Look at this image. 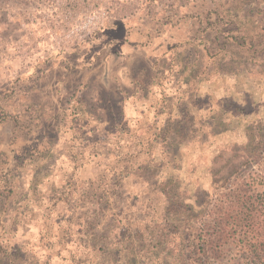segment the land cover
<instances>
[{"label": "rangeland", "instance_id": "1", "mask_svg": "<svg viewBox=\"0 0 264 264\" xmlns=\"http://www.w3.org/2000/svg\"><path fill=\"white\" fill-rule=\"evenodd\" d=\"M109 2L107 13L129 28L154 27L162 15L155 7L172 17L167 62L139 63L147 82L160 77L143 93L127 84L130 75L118 78L111 58L96 62L92 81L85 72L83 80L68 75L57 85L60 66L77 63L69 52L84 48L71 39L88 13L81 0H0V109L10 116L0 121V139L26 150L42 133L49 139L40 145L46 152L13 170L7 206L0 199L1 258L22 248L26 264H169L167 198H202L201 190L240 165L249 128L261 123L264 131V0ZM183 14L188 18L178 22ZM228 16L241 25L226 24ZM109 68L124 93L98 83ZM25 92L49 108L43 121L36 120L41 106L25 110L32 104ZM19 113L23 128L14 122ZM140 234L159 248H143Z\"/></svg>", "mask_w": 264, "mask_h": 264}, {"label": "trees", "instance_id": "2", "mask_svg": "<svg viewBox=\"0 0 264 264\" xmlns=\"http://www.w3.org/2000/svg\"><path fill=\"white\" fill-rule=\"evenodd\" d=\"M155 8H158L156 11L162 12V15L156 16L154 27L145 23L135 29L134 26L127 27L126 23H117L111 32L106 33L105 30L97 29L91 35L83 37L80 42L84 47L83 50L80 46L74 52H69L68 57L65 56L77 63H74L75 66L73 67L60 66L63 79L59 80L57 85L62 81L64 83L65 79L69 77L68 75L71 78L74 76L78 78L82 74L80 79L83 80L86 72L90 77V70L94 66H98L96 62H107L110 61L109 58H111V65H120L117 69L119 70L118 78L125 81L130 75L134 87L137 86L138 90H147L160 81V77L156 74L150 75L152 80L147 82L149 74L143 66L139 65V63L146 64L149 62L154 65L157 57H163L164 60L166 45H170L168 29L171 28L172 23L169 21L172 20V17L165 16L169 14L167 8ZM217 14L221 16L220 13ZM186 18L188 15L183 14L178 17L177 21L181 22ZM223 19H225L226 24L230 22L237 24V26L241 25L240 18L228 16V18L224 17ZM101 34L108 36L105 41L98 39ZM123 38L127 41L126 44L121 43ZM154 38L161 39L154 43L152 40ZM121 50L126 52L123 53ZM160 51V55L157 56ZM71 55L72 58L69 57ZM124 61L127 64V72L122 70L125 66V64L123 65ZM157 61L167 62L166 59ZM131 62L138 64L133 65L134 69H139L140 74L138 76L131 74ZM161 65L162 63H159L158 67ZM160 69L162 70L157 69V73L164 70L163 68ZM125 73L128 75L126 76ZM109 76H111L110 68L97 75L100 78L98 83L102 85V89L115 84ZM89 77L88 80L92 81V78ZM129 83L132 84V81ZM80 84L81 81L76 82V86L73 88ZM84 87L85 91L91 90L88 82ZM84 90L80 93H83ZM71 91L72 93L75 92L74 89ZM32 92H25L27 101L30 100L29 103L34 101L31 96ZM116 92L122 94L120 85H116ZM56 93L58 94L59 91L57 90ZM77 98L78 102H83L81 95H78ZM161 101H166V99L162 98ZM37 103L30 104L25 110L36 112L39 108L33 109L30 106H41L43 115L37 116L36 120L43 121L42 118L46 116L44 111L48 112L49 108H44L43 102L40 104L38 101ZM0 114L3 116L0 117V121H7L10 118L4 109H0ZM19 116L20 118L14 116L15 124L19 128L25 127L24 114L19 113ZM168 117L165 119L168 120ZM261 127V123H256L249 128L247 142L241 146L244 149L241 152L243 154H240L239 157L240 161L242 160L240 165L225 177L215 178L213 180L215 186L211 191L201 190L202 198L196 197L194 201L181 203L166 196L168 206L166 208L167 215L165 213L167 222L165 226L169 246L166 251L169 253L168 257L171 258L169 264H264V131ZM30 140L33 141V138H29ZM38 140L40 142L35 144V147H29L27 148L29 150H26L25 147L14 148V143L9 139H0V199L5 196L4 207L7 206L14 185L13 170H18L27 160L34 157L38 158L48 150L45 145L40 146L49 141L48 136L42 133ZM143 228L144 234L149 233L147 224H144ZM127 235L124 232V236L127 237ZM129 238L131 240L132 237L129 236ZM137 238V242L143 248L150 246V244L154 249L159 248V242L156 240L154 242L152 238V242L147 241V236L141 237V234ZM124 243L125 247L129 248L131 241L124 240ZM0 264H26L23 249L16 248L13 254H7L2 258L0 256Z\"/></svg>", "mask_w": 264, "mask_h": 264}, {"label": "crops", "instance_id": "3", "mask_svg": "<svg viewBox=\"0 0 264 264\" xmlns=\"http://www.w3.org/2000/svg\"><path fill=\"white\" fill-rule=\"evenodd\" d=\"M81 2L84 5L85 10H88V13L86 14V19L91 18L92 20H91L89 26H87V27L84 26V22L86 19L81 23L76 22V24H74L75 26H73L74 27L73 35L71 36L72 41L76 42L77 40L78 41L80 39L82 40L83 37L91 35L97 29L105 30L106 33L111 32L114 30L113 26H115V24L119 23L116 21H120L122 24L126 23L125 21L127 19H125V20H122V19L114 20L115 18H113V16H112L113 15L112 10H110V12L108 11V13L112 17L111 20H108L110 18H108L106 16V14H108L107 9H110L109 6L112 4V2H109V4L107 3V0H81ZM92 5H93V7H92ZM95 5H98L99 8L94 9ZM91 7L93 10H91ZM77 24H79V25H77ZM75 30H78V32H75ZM80 36H81V38H80ZM107 37H108L107 35L101 34L98 39H103L105 41ZM126 42L127 41L123 38V42H121V43L126 44ZM121 51L123 53L126 52L125 50L124 51L121 50ZM125 75L127 76L128 73H125ZM127 84L132 85L134 87V85L129 83V82H127ZM122 93H124V91H122ZM140 93H143V92H142V90L139 89L138 94H140Z\"/></svg>", "mask_w": 264, "mask_h": 264}, {"label": "built area", "instance_id": "4", "mask_svg": "<svg viewBox=\"0 0 264 264\" xmlns=\"http://www.w3.org/2000/svg\"><path fill=\"white\" fill-rule=\"evenodd\" d=\"M91 20H92L91 18H87V19L85 20V22H84V26H85V27L89 26ZM81 26H82V25H81ZM85 27H84V28H85ZM75 31H76V30H75Z\"/></svg>", "mask_w": 264, "mask_h": 264}]
</instances>
